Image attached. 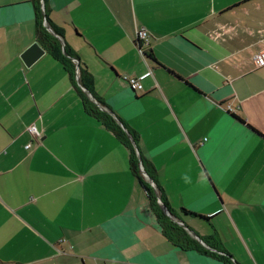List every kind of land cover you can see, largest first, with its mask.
Masks as SVG:
<instances>
[{"label":"crops","instance_id":"obj_1","mask_svg":"<svg viewBox=\"0 0 264 264\" xmlns=\"http://www.w3.org/2000/svg\"><path fill=\"white\" fill-rule=\"evenodd\" d=\"M46 15L176 222L264 264V0H46ZM35 41L32 0H0V264H225L164 236L84 88L45 50L24 64ZM141 76L140 90L125 79Z\"/></svg>","mask_w":264,"mask_h":264},{"label":"trees","instance_id":"obj_2","mask_svg":"<svg viewBox=\"0 0 264 264\" xmlns=\"http://www.w3.org/2000/svg\"><path fill=\"white\" fill-rule=\"evenodd\" d=\"M35 8V26H36V42L49 54L53 55L70 74L72 81H78L79 85L84 88L82 92V105L84 111L90 116L95 117L102 125L112 132V134L119 140L129 152V170L131 174L138 180L140 186L146 193L148 200V206L154 214L158 225L161 228L164 236L174 245L181 248H192L203 255H209L210 257L221 261L225 264H236L230 260L228 252L220 245L219 241L212 236L207 239H202L203 243L215 251L206 249L196 239H194L182 226H180L176 220V216L167 208V203L163 196L161 189L158 187L155 180V169L153 166L143 159L142 155L137 149V136L132 131L127 132L122 129L118 119L113 115L99 108V102L95 100L91 92L92 78L91 75L80 66L78 67L77 79H76V67L72 61L74 55L66 48L62 47L57 33L50 27L49 20L46 15V0H32ZM48 25L51 32L46 29ZM144 55L147 58H152L150 53L144 51ZM139 157H141V164L145 177L139 168ZM151 179V182L149 181ZM163 206L166 207L168 214L163 210ZM182 213L205 217L189 212L185 209H181Z\"/></svg>","mask_w":264,"mask_h":264},{"label":"built area","instance_id":"obj_3","mask_svg":"<svg viewBox=\"0 0 264 264\" xmlns=\"http://www.w3.org/2000/svg\"><path fill=\"white\" fill-rule=\"evenodd\" d=\"M148 42H149L148 41V34H147L146 30H144L143 28L138 29L136 32V46L142 55H144L143 45H148ZM253 62H254V65L256 68H260V67L264 66V49L257 52L253 56ZM76 77H77V75H76ZM143 77L144 76H141V77H125V79L133 89L140 90L142 87L140 80ZM225 109L228 112H234V109L232 108V106L230 104H227L225 106ZM27 130L34 138L39 137V131L37 130V127L35 124L29 125L27 127Z\"/></svg>","mask_w":264,"mask_h":264},{"label":"water","instance_id":"obj_4","mask_svg":"<svg viewBox=\"0 0 264 264\" xmlns=\"http://www.w3.org/2000/svg\"><path fill=\"white\" fill-rule=\"evenodd\" d=\"M46 29L51 32V29H50V27L48 25H46ZM43 53H44V49L35 41L34 43H32V45H30V47H28V49H26V51H24V53L22 54L21 57H22V59L24 61V64L26 66H29L33 62H35ZM119 124L122 127V129L125 131V128L123 127V125L121 124V122H119ZM139 168H140V171L142 172V174L145 177H147L146 176V173L144 172V170L142 168L141 157H139ZM149 181L151 182V179H149ZM163 210L165 211V213L168 214V211L166 210V207L165 206H163ZM192 235L194 237H197L196 234L193 233V232H192ZM211 250L215 251L214 249H211Z\"/></svg>","mask_w":264,"mask_h":264}]
</instances>
